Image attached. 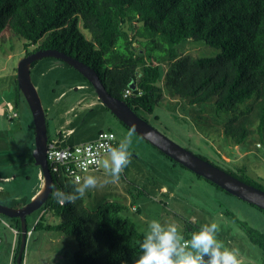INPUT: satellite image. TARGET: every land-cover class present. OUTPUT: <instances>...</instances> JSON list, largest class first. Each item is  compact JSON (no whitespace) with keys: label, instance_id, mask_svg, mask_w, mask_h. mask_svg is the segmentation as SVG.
<instances>
[{"label":"trees","instance_id":"16d2710c","mask_svg":"<svg viewBox=\"0 0 264 264\" xmlns=\"http://www.w3.org/2000/svg\"><path fill=\"white\" fill-rule=\"evenodd\" d=\"M5 30L25 41V56L55 50L90 67L105 90L144 121L139 112L151 114L165 87L177 99L196 105L200 113L209 108L216 119L221 118L220 113L233 114L228 121L219 123L224 139L233 147L241 146L255 131H264V0H0V35ZM137 38L142 39L139 44L144 50L135 48ZM187 40L202 41L221 52L213 58L184 56L175 46ZM161 64L165 65L163 79ZM131 81L134 90L129 88ZM9 83L15 96L14 107L26 103L16 71ZM251 100V105L235 115L240 105ZM45 121L50 142L46 115ZM154 149L174 167L187 170ZM214 166L264 192V185L249 177L246 167ZM48 169L55 191L72 193L79 186L63 168L56 172ZM55 191L41 206L31 233L57 232L73 237L77 250L72 264H135L144 233L121 215L128 207L108 201L90 210L82 197L62 204L54 197ZM128 191L133 200L149 196L143 190ZM46 214L58 218L59 223H45ZM26 227L27 239V222ZM199 228L185 219V240ZM6 229L16 237L11 259L15 264L21 242L20 220L0 215V242ZM246 235L248 242L259 248L260 264H264V234L248 230ZM20 264H26L24 251Z\"/></svg>","mask_w":264,"mask_h":264},{"label":"rangeland","instance_id":"374dc122","mask_svg":"<svg viewBox=\"0 0 264 264\" xmlns=\"http://www.w3.org/2000/svg\"><path fill=\"white\" fill-rule=\"evenodd\" d=\"M139 40L142 41L137 38L134 46L144 50ZM24 42L22 38L12 35L9 30H5L0 35V83L9 80L11 72L16 71L19 61L25 57L27 49L23 46ZM31 49L32 47L28 48ZM175 49L184 56L194 58H213L221 52L206 46L202 41L194 40L183 41L175 46ZM160 74L163 79L165 74L163 64L160 65ZM30 77L31 81L39 79L48 87L50 96L47 104L41 98L42 92L38 95L43 109L49 106L52 112L56 113V129L64 123L63 113L71 107L75 110V118H72L74 114L65 117V119L72 118V124L65 130L73 128L75 134L64 139L62 143H71L77 138L88 140L98 129L113 132L116 146L127 136L129 129L100 101L97 103V95L92 86L69 65L55 58H43L36 61L30 69ZM163 90L161 100L151 114L139 112L150 125L177 145L196 156L204 157L213 165L224 169L234 166L246 167L249 177L255 178L264 185V160L261 152L255 148L256 142L264 144V131L262 133L255 131L239 146L251 152L250 155L247 154L235 163H229L223 159L228 155L229 141L224 139L219 123L228 121L233 114L220 113L221 118L216 119L209 108L203 109L204 112L200 113L196 110L198 108L196 105L192 107L186 104L185 100L177 99L167 92L165 87ZM252 102L253 100L240 105L235 115ZM15 108L16 110L13 111H17V117L13 118L11 123V132L9 134L3 132L0 136V161L10 160L9 155L12 157V162L0 166L2 191L0 205L7 208H15L17 205L23 208L32 200L34 187L44 184L43 177L42 180H38L40 168L33 164L35 130L30 110L25 102H20ZM4 109L6 112L2 110V116L11 117L12 113ZM47 117L50 118L49 113ZM51 129L53 128L50 126V134ZM250 129L255 127L250 126ZM131 139L130 163L122 170L119 181L105 183L106 180H111L107 169L103 167V161L109 159V154L102 157L98 172L87 173V176L93 175L97 178L98 185L94 189H89L82 197L86 208L95 210L108 201L123 202V194L126 196L127 189L134 192L143 190L150 195L147 200L141 195L135 200H129V205L132 204L137 210L131 212L128 205V209L121 214L123 217L128 216L127 218L135 223L140 232L145 234L153 219L165 224L175 223L182 230L185 219L193 221L200 227L215 222L218 224L217 238L227 247L237 249L243 264H260L261 252L257 246L248 242L246 231L254 230L264 234V213L229 193L217 190L204 179L196 178L190 171L179 166L174 167L137 134L134 133ZM29 144H31L30 150H28ZM15 151L19 152L20 159L27 154V161L20 160L14 163ZM171 166L175 171H172ZM162 188L166 189L165 193L162 192ZM41 212L38 209L26 217L30 232L26 239L24 263L72 264V255L77 250L73 237L57 232L31 233ZM140 216L145 219L144 223L139 221ZM45 223L58 224L59 219L46 214ZM4 231L6 234L9 233L8 229ZM5 243L4 239L0 244V264H12V262L8 263L9 253L3 247Z\"/></svg>","mask_w":264,"mask_h":264},{"label":"water","instance_id":"95a60500","mask_svg":"<svg viewBox=\"0 0 264 264\" xmlns=\"http://www.w3.org/2000/svg\"><path fill=\"white\" fill-rule=\"evenodd\" d=\"M48 57L61 60L77 71L92 86L97 95V99L114 115V117L129 130L131 126H135L134 133L165 156L194 174L213 183L230 195L264 211L263 191L245 184L224 170L215 167L211 163L199 158L171 141L146 121L138 117L123 103V101L112 97L105 90L97 74L90 67L55 50H39L25 56L19 61L16 69V78L18 87L29 107L34 124L35 137L32 158L34 165L38 166L41 170L44 181L43 188L41 192L23 208H7L0 205V215L9 219L18 218L20 220L21 242L15 264H20L21 256L26 246V217L40 209L49 194L55 191L46 159L47 127L45 113L41 99L30 77L31 63ZM129 88L131 90L135 89L132 81Z\"/></svg>","mask_w":264,"mask_h":264},{"label":"clouds","instance_id":"9594fccd","mask_svg":"<svg viewBox=\"0 0 264 264\" xmlns=\"http://www.w3.org/2000/svg\"><path fill=\"white\" fill-rule=\"evenodd\" d=\"M134 132L135 126H131L127 136L116 147L108 149L109 159L103 161V167L111 180L105 183L119 181L122 170L130 163L129 146ZM97 185V178L88 175L74 192L56 190L54 197L62 204L73 203ZM217 232L218 224L210 222L192 232L190 239L185 240L183 230L175 223L165 224L153 219L140 242L141 254L135 264H243L239 251L220 241Z\"/></svg>","mask_w":264,"mask_h":264},{"label":"crops","instance_id":"0c3cea01","mask_svg":"<svg viewBox=\"0 0 264 264\" xmlns=\"http://www.w3.org/2000/svg\"><path fill=\"white\" fill-rule=\"evenodd\" d=\"M11 75L13 76V72H11ZM9 76V80L11 79V77L12 76ZM9 80L8 81H6V82H2V83H0V136H2V134H3V132H5V133H7L8 132V134L11 132L10 131V127H11V123H12V121L14 120L13 118H9L8 117V115L7 116H5V115H3L2 116V110L4 111V112H6V110L4 109V108H6V109H13V108H15L14 107V105H13V101H14V92H13V89H12V85H10L11 83H9ZM33 82V81H32ZM33 84L35 85V88H36V90H37V92L39 93V92H42V94H43V97H41L42 98V100L43 101H45L46 102V104H47V100L49 99V96H50V93H49V89H48V87H46L43 83H41L40 82V80L39 79H36L34 82H33ZM96 99H97V96H96ZM96 103V102H95ZM95 103H93V105L95 104ZM97 103H98V100H97ZM100 103V102H99ZM89 106V105H88ZM88 108V107H87ZM16 109V108H15ZM44 110H45V113H46V115H47V113H49L50 114V118L49 117H47V119H48V127H49V129H50V126H51V128H53V129H51L52 130V132H51V134L49 133V137H50V140H54V139H56V140H58V144L60 145V146H62V147H66V146H72V145H76V144H79V143H84V142H90V141H93L95 138H96V136L98 135V133L100 132V131H104V130H102V129H98L97 131H95V133H94V135L93 136H91V137H89L90 139H88V140H82L81 138H77L76 140H74L73 142H71V143H62V141L64 142V139H66L67 137H70V136H73L74 134H75V132H74V129L72 128V129H66L65 130V128L67 127V126H70L71 124H72V118L74 117H76V115L74 114V112H75V110L71 107L70 109H68V110H66L64 113H63V121H64V123L63 124H61L60 125V127H59V129H56V113H54V112H52V108L51 107H49V106H47V108L45 107L44 108ZM17 112V111H16ZM71 114H74L73 116H72V118H68V119H65V117L67 116V115H71ZM4 117V118H3ZM5 119V120H4ZM66 131V133H63V132H65ZM113 133V132H112ZM6 136H8V135H6ZM115 136V135H114ZM48 137V136H47ZM228 144V143H227ZM228 146H229V149H228V155L227 156H225V157H223V159L225 160V161H228L229 163H231V162H234L235 163V161L237 162L239 159H241L242 157H244V156H246L247 154L248 155H250L251 154V152H249V151H246L245 150V148H240L239 146L238 147H233V146H231V144L229 143L228 144ZM113 147H116V144H115V141H114V146ZM31 149V144H29L28 145V150H30ZM232 149V150H231ZM235 149H237V151H235ZM13 154H14V156H15V159H14V163H18L20 160H22V161H27V154H26V156H24L23 157V159H20L19 157H18V154H19V152L18 151H15V152H13ZM9 158H10V160H2V161H0V166H4V165H6L8 162H12V157L9 155ZM243 159V158H242ZM24 161V162H25ZM248 161V160H247ZM246 161V162H247ZM171 169H172V171H175V168L173 167V166H171ZM171 171V172H172ZM38 174H39V179L38 180H42V174H41V172H40V170H39V172H38ZM85 176H87V174L85 175ZM84 176V177H85ZM82 182V181H81ZM80 182V183H81ZM35 188V190H34V194L31 196V198L33 199L35 196H37L40 192H41V190H42V188H43V185L41 184V185H39V186H35L34 187ZM33 188V189H34ZM0 192H2L1 190H0ZM127 193H126V196L123 194V199H124V201L123 202H119V203H121V204H123V205H125L126 207H129L130 206V210H131V212L132 211H136L137 209L136 208H134L135 206H132V204L131 205H129V200H133L132 199V197L128 194V189H127V191H126ZM162 192L163 193H165L166 192V189L165 188H162ZM150 196V195H149ZM145 200H147L146 198H145ZM145 202H150V201H145ZM151 203V202H150ZM129 205V206H128ZM150 206H151V204H149ZM128 217V216H127ZM139 221L140 222H142V223H144V221H145V219L143 218V216H140L139 217ZM142 223H141V226H142ZM4 239H5V241H6V243L4 244V246L3 247H5V251L7 252V253H9V262L8 263H10V262H12L11 261V259H12V252H13V249H14V247H15V243H16V237H15V235H13L11 232H9V233H7V234H5L4 235ZM4 241V240H3ZM3 241L2 242H0V244L1 243H3ZM11 264V263H10Z\"/></svg>","mask_w":264,"mask_h":264},{"label":"built area","instance_id":"2783aa9c","mask_svg":"<svg viewBox=\"0 0 264 264\" xmlns=\"http://www.w3.org/2000/svg\"><path fill=\"white\" fill-rule=\"evenodd\" d=\"M128 94V91H125ZM12 118L17 114L12 109ZM115 136L111 131L98 133L95 140L79 143L69 147H60L58 140L47 143L46 159L48 167L56 172L63 168L66 176L75 184H79L88 172H98L101 159L108 154V149L114 146ZM255 148L261 152L264 160V144L257 142Z\"/></svg>","mask_w":264,"mask_h":264}]
</instances>
